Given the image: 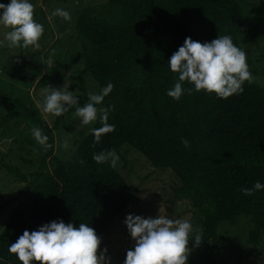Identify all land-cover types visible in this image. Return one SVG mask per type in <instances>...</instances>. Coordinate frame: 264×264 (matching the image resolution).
<instances>
[{
	"label": "trees",
	"instance_id": "1",
	"mask_svg": "<svg viewBox=\"0 0 264 264\" xmlns=\"http://www.w3.org/2000/svg\"><path fill=\"white\" fill-rule=\"evenodd\" d=\"M242 21V9L232 0H106L105 7L82 11L76 27L83 73L102 88L113 84L98 107L110 109L108 123L115 130L99 143L90 132L67 160H61L54 155L53 133L87 98L56 117L53 126L24 107L52 147L38 159L44 170L24 173L8 163L0 167L27 184L0 233V264H22L8 252L9 244L25 230H38L52 221L77 227L86 223L101 239L137 195L110 161L97 164L93 155L115 150L124 161L119 154L123 146L139 152L155 169H170L188 179L189 194L204 217L199 244L212 242L209 264H216L223 222L248 218L252 228L247 242L254 247L263 242L264 189L252 195L242 189L257 181L264 184V87L251 79L228 99L193 91L177 101L166 94L174 86L170 81L177 80L167 62L186 37L203 43L230 35L243 49ZM246 60H251L248 52ZM258 74L264 77V68ZM183 87L192 85L185 82ZM100 126L98 120L94 127ZM48 160L55 162L52 171ZM23 162L32 164L30 159Z\"/></svg>",
	"mask_w": 264,
	"mask_h": 264
},
{
	"label": "rangeland",
	"instance_id": "2",
	"mask_svg": "<svg viewBox=\"0 0 264 264\" xmlns=\"http://www.w3.org/2000/svg\"><path fill=\"white\" fill-rule=\"evenodd\" d=\"M9 2L10 0H0L5 5ZM30 2L33 4L34 20L42 24L44 29L39 48H9L5 37L10 29L0 26V167L2 163H8L24 173L45 169L38 161L45 150L41 149L31 135L33 127L42 128L31 119L24 107L53 126L57 116L49 114L45 119L37 108V103H43L49 86L56 89L66 86L78 96V100L87 98L89 93L98 92L102 88L90 75L83 73L84 60L76 23L85 8L106 5V0ZM232 2L243 13L239 43L251 55V60H246L251 79L264 87V77L258 74L264 68V0ZM58 8L67 10L71 19L65 21L61 17L52 16V12ZM49 57L53 60L51 65H47ZM175 82L170 81L169 86ZM96 122L82 128L75 113L67 116L60 128L53 133L54 155L67 160ZM42 133L44 134L43 130ZM65 141L67 148L63 146ZM119 154L124 161L119 158L114 168L130 184L137 200L101 237L102 249H107L105 255L110 264H124L127 250L134 246L124 224L128 214L145 218L160 214L173 220H188L194 229L189 237L199 234L204 217L189 194L188 179L170 169H155L144 156L129 146H123ZM23 159L32 160V164H25ZM54 166L55 162L48 160L50 171ZM26 187V183L18 181L0 168V233L14 208L23 199ZM251 228V222L245 217H240L235 223L220 224L215 251L216 264H264V239L257 247L247 242ZM211 247V241L198 245L189 244L188 264H209L207 257Z\"/></svg>",
	"mask_w": 264,
	"mask_h": 264
},
{
	"label": "clouds",
	"instance_id": "3",
	"mask_svg": "<svg viewBox=\"0 0 264 264\" xmlns=\"http://www.w3.org/2000/svg\"><path fill=\"white\" fill-rule=\"evenodd\" d=\"M33 15L30 0H10L7 5L0 3V26L10 29L5 37L9 48L40 47L39 40L44 29ZM52 16L65 21L71 19L67 10L59 8L52 12ZM52 63L49 57L47 65ZM167 65L171 72L177 74V80L166 94L177 101L183 94L193 91H204L228 99L242 92L244 82L251 80L246 52L233 43L230 35H219L203 43L186 37ZM185 82L192 87L184 88ZM112 90L113 84L109 82L98 92L89 93L82 107H75V116L82 128L99 120L100 127L88 129L94 143H99L102 136L115 130V125L108 123L110 109L98 107ZM79 103L78 96L66 86L60 89L49 86L43 103H37V108L47 119L49 114L59 117ZM31 135L41 149L46 151L52 147L48 143V136L40 128L33 127ZM183 143L188 146L187 140ZM63 146L68 147L67 141ZM93 160L97 164L110 161L115 167L119 156L115 150H107L94 154ZM261 189H264V184L257 181L252 188H244L242 192L252 195ZM124 224L134 241V246L126 252L124 264H188L189 241L197 245L200 243L199 234L189 239L194 229L188 220H173L160 214L147 218L128 214ZM100 246L101 239L91 225L79 223L77 227L73 222L59 220L45 223L38 230H25L14 243L9 244L8 252L15 254L22 264H110L105 255L107 249Z\"/></svg>",
	"mask_w": 264,
	"mask_h": 264
}]
</instances>
